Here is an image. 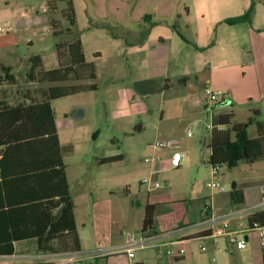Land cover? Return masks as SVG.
<instances>
[{"label":"crops","instance_id":"obj_1","mask_svg":"<svg viewBox=\"0 0 264 264\" xmlns=\"http://www.w3.org/2000/svg\"><path fill=\"white\" fill-rule=\"evenodd\" d=\"M43 1L40 10H37L32 7V0H0V26L13 27L12 32L0 34V65L11 67L13 74L14 70L22 69L25 76L29 68V58L38 55L44 70L56 68L58 60L55 46L57 66L46 68L40 54L23 55L19 42L20 40L23 42L25 38V42L33 44L32 37L23 36L30 30H33L34 37L38 34V41H42L47 34L48 23L52 35L51 21L61 23L62 26L57 28L60 32L58 36L68 33L70 38L78 37L82 43L85 62L94 65L95 78H86V80H96L99 73L97 66L107 64L106 73L109 81L107 101L111 100L115 103L114 118L123 123L126 140L120 147L125 154L136 151L138 147L147 153H154L151 148H145L150 139L173 140L170 136L176 133L181 125L184 107H188V104L193 102V98L197 97V93L201 94L205 87L222 94L217 104L222 107L219 112H233L232 109L236 105H245L250 113L255 110L258 113L257 120L264 123V0L255 1L251 24L234 25H228L224 20L243 14L252 0H136L134 2L120 0L119 3L116 0H107V12H111V16L117 12V9H121L120 5L134 7L136 12L141 14L138 30L136 33L132 30L133 32L129 34L134 40L116 34L108 20L101 24L98 18L92 19L94 25L78 33L75 31L76 14L73 0ZM54 1L66 5L69 3L72 6L73 25H65L62 22L67 23V20L62 18L63 21L60 22L58 18L52 16L59 9L58 4L54 5ZM51 6L55 11L51 10ZM145 16L146 19L150 18V22L157 24L150 28L147 37L141 41L140 33L148 24L143 19ZM154 17L157 19H153ZM124 20L125 18H116L115 21L118 23ZM107 28L117 37L113 38ZM180 33L189 41L183 40ZM117 68L124 70L117 72ZM182 77L187 78L185 83L178 81ZM246 79L248 82H243ZM81 81L70 80L68 84H94L96 89L87 91L99 90L94 82L79 83ZM68 84L64 83V85ZM109 96L115 98L108 99ZM56 127L58 131L57 123ZM249 127L255 126L251 124L247 127L248 137ZM135 135L144 139L139 145L134 143ZM59 142L63 147L60 137ZM174 151L180 152L178 147H174L157 154L159 161L150 163L149 177L154 178L160 170L169 168L170 156ZM234 185L235 188L244 190L253 202L248 205H233L230 201L232 189L227 193L219 191L210 198L209 202L202 203L195 221L171 216V223L167 221L165 225H158L156 222L155 234L173 231L163 240L164 243H171L185 250L184 256L175 260L167 256L166 245L136 250L131 258L125 252L118 251L127 240L125 223L109 226L105 222L103 229L100 228L102 229L100 237L93 233L91 238L85 232L83 222L80 232L76 217V202L71 196L80 250L65 251L63 246L55 241L53 245L57 248V252H41L35 240L29 239L33 242H25L28 240L15 242L13 255L0 256L9 263L1 264H11V261H17L16 263L38 261L33 262L34 264L46 262L51 264H264V238L261 239L256 230L248 229V216L232 215L228 219L229 227L235 232L236 239L245 241L243 249L236 248L224 237H210L209 231L191 229L182 233L175 232L200 222L202 207L207 204H211L212 212L224 214L239 207L252 206L259 200V197H255L254 192L251 191L249 183ZM161 201L159 195L149 194L145 205L160 204ZM143 215L144 213L139 219L140 224ZM140 229L137 234H131L139 235ZM207 240H211V244L207 245ZM19 242L24 244L20 250H17L16 245ZM201 247L205 250L202 251Z\"/></svg>","mask_w":264,"mask_h":264},{"label":"rangeland","instance_id":"obj_2","mask_svg":"<svg viewBox=\"0 0 264 264\" xmlns=\"http://www.w3.org/2000/svg\"><path fill=\"white\" fill-rule=\"evenodd\" d=\"M32 1V7L37 10H40V5L44 3L43 0ZM119 1L116 0L117 3ZM53 3L54 5L58 4L59 9L52 16L58 18L60 22L63 21L62 18L68 21L65 14L68 12L69 3L67 5L56 1ZM73 3L76 14L75 31L78 33L94 25L92 19L98 18V22L101 24L108 20L116 34L124 35L132 40L133 38L129 34L132 30L136 33L142 19L141 14L136 12L134 7L126 5V7L120 5L121 9H117V12L111 16V12H107V0H73ZM62 8H65L64 11H60ZM116 18H125V20L116 23ZM62 23L69 24L68 22ZM47 26L48 31L44 40L38 41V34L37 36L35 34L34 37L33 30H30L23 36L32 37L33 44H28L24 38L23 42L20 40L19 46L23 55L40 54L45 67L52 68L57 66L54 53L55 44L58 41H68L71 36L68 33L63 36H54L50 32V23ZM56 26L59 28L62 25L57 22ZM69 26L71 25L69 24ZM97 69L99 73L96 80L90 81L84 78L79 83L94 82L99 87L98 91L81 92L52 101L60 140L64 148L70 147V151L64 152L63 157L70 194L76 202V217L80 232L82 231L80 230L81 224L84 222L85 232L91 238L93 233L100 237L102 226L106 222L109 226L125 223L128 225V227L125 226L127 235L137 234L141 226L139 219L144 213L145 200L149 194L159 195L162 199L156 216L158 225H165L167 221H170L171 216L176 219L184 218L195 221L202 203L209 202L210 198L219 192L218 189L209 187L213 181L220 184L221 193L230 191L233 184L249 183L255 197L260 198L259 189L264 184V160H258L252 164L240 163L232 169L221 165L218 169V176L216 178L211 176L208 147L210 129L213 116L222 107L215 106L218 101L212 103L203 99L202 93H197L193 102H190L188 107H184L180 120L181 125L176 133L170 136V139H173V146L178 147L179 151L183 153L181 166L178 169L169 167L160 170L153 178L154 181L160 183V188L147 191V187L141 185V181L149 177L148 170L151 164L145 162V159L155 158L160 151L162 153L168 149H154L152 145L161 140L152 141L150 139L145 148H151L154 153H147L140 150L139 147L131 153L123 152L120 147L126 140L122 128L123 123L114 118L113 105L115 103L111 100L107 101L109 83L106 73L107 64H100ZM116 70L122 72L124 68ZM14 75L16 77L15 84L3 83L0 86V99L11 104L22 101L26 89L31 90L32 96L39 100V89L56 85L54 83H29L26 81L22 69L14 70ZM243 82H248V80ZM113 94L115 95V93ZM111 98L114 99L115 96ZM111 98L109 96L108 99ZM232 110L234 112L233 121L247 123L249 117H252V112L250 113L245 105H236ZM75 112H78V120L73 118ZM254 131L255 127H249V137L254 136ZM143 140V137L135 135L134 143L139 145ZM185 150L188 151L185 152ZM117 155H123L124 159L102 165L99 163L104 158ZM101 227L102 229H100ZM82 233L84 234V232ZM25 242H33V240ZM23 244V242H19L16 249L20 250ZM208 244H211V240H207ZM3 262L9 263L6 259L0 258V263ZM11 262V264H34L33 262L38 261Z\"/></svg>","mask_w":264,"mask_h":264},{"label":"trees","instance_id":"obj_3","mask_svg":"<svg viewBox=\"0 0 264 264\" xmlns=\"http://www.w3.org/2000/svg\"><path fill=\"white\" fill-rule=\"evenodd\" d=\"M69 1V0H67ZM252 0L249 8L241 15L228 18V25L252 23L255 10ZM51 10L55 8L51 6ZM65 17L73 25V9L69 4ZM147 24L140 33L143 41L151 27L157 22L143 18ZM53 35L58 36L56 22L51 21ZM106 28V27H105ZM109 34L117 35L107 28ZM183 40H187L181 33ZM126 42V39H125ZM212 45V43L210 44ZM195 47V46H194ZM58 66L44 70L40 56L29 58L25 78L29 83H54L56 85L39 89L40 99L25 90L23 100L9 103L0 99V256L15 253L14 243L33 239L41 252H57L56 241L65 251L80 250V242L74 216V203L69 191L63 161L64 152L70 147L60 145L52 101L87 90H95L94 84H68L73 80L94 79L95 69L84 59L82 43L78 37L55 44ZM0 86L15 84L16 77L9 66L0 65ZM180 83L186 77L178 79ZM218 107V105H216ZM253 110L247 123L233 121L232 111L218 112L213 116L209 137V163L212 168L225 165L229 169L240 163L252 164L264 160V123L257 120ZM254 124L256 135L247 136L246 129ZM122 155L107 157L99 163H113L122 160ZM233 205H248L253 202L244 190L230 191ZM159 204L146 203L140 233H156V216ZM258 223L264 227V212L248 217L247 226ZM1 264V263H0Z\"/></svg>","mask_w":264,"mask_h":264},{"label":"built area","instance_id":"obj_4","mask_svg":"<svg viewBox=\"0 0 264 264\" xmlns=\"http://www.w3.org/2000/svg\"><path fill=\"white\" fill-rule=\"evenodd\" d=\"M13 31V27L11 25H1L0 26V34H8ZM203 99L209 100L212 103L219 102L222 98V94L218 91L212 90L210 87H205L202 91ZM189 135V134H188ZM152 147L156 150L160 149H172L173 141L172 140H161L152 145ZM183 155L181 152L174 151L172 152L169 160V167L171 169H178L181 166ZM159 161L158 157L155 158H146L145 162L153 163ZM210 174L213 178L218 176V168H212ZM141 185L147 187V191H152L160 188V183L154 181V179L150 176L141 181ZM209 187L212 189H218L221 191V186L218 182H211ZM264 212V184L260 187V198L259 200L252 206L249 207H239L234 209L230 213L224 214H216L211 210V204H207L203 206L201 214L202 219L200 222L190 225L188 227L180 228L175 232L182 233L187 230L195 229V230H203L209 231V235L212 238L224 237L231 244H234L236 248L243 249L245 247V241L237 240L235 237V232L230 229L228 219L233 216H251L256 213ZM248 227V226H247ZM204 228V229H203ZM248 229L256 230L259 233L261 239L264 238V227L260 226L258 223H253L252 227H248ZM173 231L164 232L163 234H153V235H134L128 234L127 240L124 246L118 249V251H123L127 254L128 257H133L134 252L136 250H141L147 247H160L162 245H166V254L172 260L180 258L184 256L185 250L182 247H176L171 243H164L163 240ZM201 250L204 251L205 248L201 247ZM113 251H117L113 249Z\"/></svg>","mask_w":264,"mask_h":264},{"label":"water","instance_id":"obj_5","mask_svg":"<svg viewBox=\"0 0 264 264\" xmlns=\"http://www.w3.org/2000/svg\"><path fill=\"white\" fill-rule=\"evenodd\" d=\"M73 118H74L75 120H78V119H79L78 112H75V113L73 114ZM234 188H235V185L233 184V185H232V189H234Z\"/></svg>","mask_w":264,"mask_h":264}]
</instances>
